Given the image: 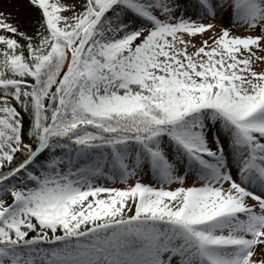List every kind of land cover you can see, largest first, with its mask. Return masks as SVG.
I'll return each mask as SVG.
<instances>
[{"label": "snow or ice", "instance_id": "obj_1", "mask_svg": "<svg viewBox=\"0 0 264 264\" xmlns=\"http://www.w3.org/2000/svg\"><path fill=\"white\" fill-rule=\"evenodd\" d=\"M28 4L31 33L0 11V264H264V0Z\"/></svg>", "mask_w": 264, "mask_h": 264}, {"label": "rangeland", "instance_id": "obj_2", "mask_svg": "<svg viewBox=\"0 0 264 264\" xmlns=\"http://www.w3.org/2000/svg\"><path fill=\"white\" fill-rule=\"evenodd\" d=\"M0 11L5 14L11 13L12 22L18 23L22 30H27L29 33L32 31L33 21L38 18L36 11L29 6L28 0H0ZM223 22L227 25V20ZM238 34L243 35L244 33L239 32ZM144 182L148 183L149 178L145 177ZM117 186L122 187V185Z\"/></svg>", "mask_w": 264, "mask_h": 264}, {"label": "bare ground", "instance_id": "obj_3", "mask_svg": "<svg viewBox=\"0 0 264 264\" xmlns=\"http://www.w3.org/2000/svg\"><path fill=\"white\" fill-rule=\"evenodd\" d=\"M218 23H219V21H218Z\"/></svg>", "mask_w": 264, "mask_h": 264}, {"label": "trees", "instance_id": "obj_4", "mask_svg": "<svg viewBox=\"0 0 264 264\" xmlns=\"http://www.w3.org/2000/svg\"><path fill=\"white\" fill-rule=\"evenodd\" d=\"M31 235V234H30Z\"/></svg>", "mask_w": 264, "mask_h": 264}]
</instances>
